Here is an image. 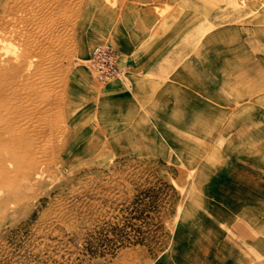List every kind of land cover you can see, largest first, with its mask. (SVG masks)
<instances>
[{
  "label": "rangeland",
  "instance_id": "374dc122",
  "mask_svg": "<svg viewBox=\"0 0 264 264\" xmlns=\"http://www.w3.org/2000/svg\"><path fill=\"white\" fill-rule=\"evenodd\" d=\"M230 168L264 175V0H0V264H205ZM260 198L236 264H264Z\"/></svg>",
  "mask_w": 264,
  "mask_h": 264
},
{
  "label": "crops",
  "instance_id": "0c3cea01",
  "mask_svg": "<svg viewBox=\"0 0 264 264\" xmlns=\"http://www.w3.org/2000/svg\"><path fill=\"white\" fill-rule=\"evenodd\" d=\"M138 23L143 26L148 24L149 17H145L141 21L138 20ZM125 46H129V44L125 43ZM243 163L237 161V165L233 166L234 168L241 167ZM233 169H231L232 171H222L220 175L214 176L209 187H207L210 190V193L207 192V194L213 195L211 199H214V202L207 203L209 205L205 207V219L202 221L203 223L196 225L199 231L204 230L206 234L211 233L213 235L212 238L206 236L205 242H203L206 248L213 247L214 249L206 252L205 264H214L215 262L220 264L237 263L236 254L239 247L237 235L248 231L247 226L253 223L250 221H253L255 216L251 212L249 215L245 214L246 218L239 220V217L244 215L246 209L255 207L254 199L255 195L259 194V190L261 198L256 203L262 202L261 212L264 215V175L261 177V186L259 181L251 176H246V180L237 182L235 180L237 176L234 173H238V170ZM248 212H250L249 209ZM259 214L261 215V213ZM210 240H214V242ZM232 256L235 259H232Z\"/></svg>",
  "mask_w": 264,
  "mask_h": 264
},
{
  "label": "built area",
  "instance_id": "2783aa9c",
  "mask_svg": "<svg viewBox=\"0 0 264 264\" xmlns=\"http://www.w3.org/2000/svg\"><path fill=\"white\" fill-rule=\"evenodd\" d=\"M88 62L96 80L102 85L126 79L128 66L109 43L95 46Z\"/></svg>",
  "mask_w": 264,
  "mask_h": 264
}]
</instances>
